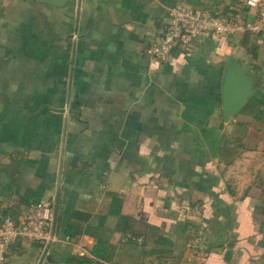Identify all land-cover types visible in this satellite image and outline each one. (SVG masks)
<instances>
[{
	"label": "crops",
	"instance_id": "0c3cea01",
	"mask_svg": "<svg viewBox=\"0 0 264 264\" xmlns=\"http://www.w3.org/2000/svg\"><path fill=\"white\" fill-rule=\"evenodd\" d=\"M178 2L251 17L245 0H0V220L56 212L47 250L18 239L5 264H264V35L161 61ZM228 64L249 96L226 117Z\"/></svg>",
	"mask_w": 264,
	"mask_h": 264
},
{
	"label": "built area",
	"instance_id": "2783aa9c",
	"mask_svg": "<svg viewBox=\"0 0 264 264\" xmlns=\"http://www.w3.org/2000/svg\"><path fill=\"white\" fill-rule=\"evenodd\" d=\"M247 14L216 13L210 9H192L183 2L168 8L165 32L149 48V53L161 61L167 60L176 47L188 48L194 38L201 36H230L233 34L264 35V0H245ZM53 209L36 203L25 216H5L0 220V264H5L10 246L18 239L45 244L49 240Z\"/></svg>",
	"mask_w": 264,
	"mask_h": 264
},
{
	"label": "water",
	"instance_id": "95a60500",
	"mask_svg": "<svg viewBox=\"0 0 264 264\" xmlns=\"http://www.w3.org/2000/svg\"><path fill=\"white\" fill-rule=\"evenodd\" d=\"M32 1L42 3L45 5H49V6H53V7H57V8H63L71 0H32ZM240 89H241L240 91H236V83L233 84L231 67L228 64L226 66V70L224 73L223 90H222L223 91L222 92L223 113L226 117H228V115L230 114L236 115L241 110V108L244 106V104L248 101V96H249L248 90L243 91L244 89H242V87H240ZM55 222H56V212L54 211L52 226H51V231H50V238L47 242V246L45 250H47V247L53 236Z\"/></svg>",
	"mask_w": 264,
	"mask_h": 264
},
{
	"label": "trees",
	"instance_id": "16d2710c",
	"mask_svg": "<svg viewBox=\"0 0 264 264\" xmlns=\"http://www.w3.org/2000/svg\"><path fill=\"white\" fill-rule=\"evenodd\" d=\"M262 103H264V100L261 101ZM7 216V215H6ZM5 217V216H3ZM2 217V218H3ZM196 229H198V227H196ZM195 239H197V242L195 244V246L197 247H205L208 249V251H213V249L217 248V247H220V246H215L211 243V239H210V236L209 234L206 232V230H203L200 232L199 230V233L194 236ZM156 244L158 245H166V246H171L172 245V242L170 240H167L166 238H164L163 236H159L157 237L156 241H155ZM101 245L102 243H98L96 245V247L93 248L92 250V254L93 255H97V257L99 256V253H100V249L101 248ZM44 246V244L41 243V247ZM100 249V250H99ZM164 250H160V249H154V250H151L149 253L150 254H155V253H161L163 252ZM66 264H96V263H93L90 259L84 257V258H75V257H71L67 262Z\"/></svg>",
	"mask_w": 264,
	"mask_h": 264
},
{
	"label": "rangeland",
	"instance_id": "374dc122",
	"mask_svg": "<svg viewBox=\"0 0 264 264\" xmlns=\"http://www.w3.org/2000/svg\"><path fill=\"white\" fill-rule=\"evenodd\" d=\"M200 230V229H199Z\"/></svg>",
	"mask_w": 264,
	"mask_h": 264
}]
</instances>
